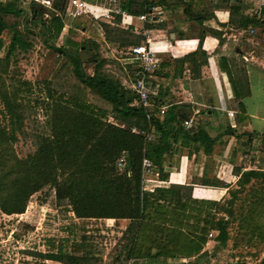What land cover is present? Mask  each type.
I'll list each match as a JSON object with an SVG mask.
<instances>
[{
  "label": "rangeland",
  "instance_id": "obj_1",
  "mask_svg": "<svg viewBox=\"0 0 264 264\" xmlns=\"http://www.w3.org/2000/svg\"><path fill=\"white\" fill-rule=\"evenodd\" d=\"M81 1L87 4L102 3L103 8H111L109 0ZM131 1L136 4L144 2ZM173 1L170 5H187L182 0ZM213 1H191L192 5L200 4L198 11L193 14L208 17L217 8H235L231 5L238 2L243 10L241 13L232 11V24L242 22L246 16H256L253 10H257V0H233V3L226 0ZM10 2L13 0H0V5ZM118 2L122 5L124 0ZM32 3L36 2L26 1V5L20 8L17 2L16 8L23 10L26 15L4 16L6 29L0 34V60H4L7 66L1 73L7 98L0 96V129L10 139L15 155L22 160L34 156L44 139L51 136L56 113L54 122L62 118L71 122L73 116L82 111L103 124H123L114 112L113 105L83 86L76 73L88 77L98 69L100 75L121 85L129 93L128 99L132 100L131 84L137 68L124 65L127 61L122 60L132 57L127 54L130 45L141 44V37L107 24L105 21L110 20L100 16L102 12L97 14L100 17L96 21L89 14L77 19L67 17L65 12L71 0H53L49 5L36 3L42 9L41 12L36 11L34 16L31 15ZM261 16L264 19V8ZM53 17H58L68 26L69 31L65 35L64 28L59 36L52 33L49 24ZM188 20L193 21L190 18ZM201 21L193 22L202 29ZM98 25L103 29V37L96 32ZM255 28L251 26L242 30V43L245 46L251 45L250 40L257 43L264 39L261 36L264 31L258 32ZM186 29L195 31L196 25L187 26ZM14 37L20 43L27 44L26 48L17 43L16 48L9 52ZM67 41L76 43L80 48L67 45ZM261 45L264 51V43ZM61 48H69L75 62L79 63L78 67L60 51ZM204 61L206 56L200 55L199 62ZM148 83L153 92L156 83L153 79L148 80ZM160 91L163 96L166 95L165 89L160 88ZM210 105L206 104L207 107L202 108V115L211 109ZM131 120L130 123L136 119ZM194 130L192 128L189 132ZM153 137L158 141L159 133ZM260 144L262 142H256L255 150L263 153L264 146ZM219 145H224V142L221 141ZM192 149L188 151L189 156L193 151H198L196 147ZM169 156L171 154L167 152L161 161V177L166 182L169 180V172L165 170L173 167L171 171L174 172L178 169V165L174 164L178 162H170ZM255 161L247 156L241 167L257 168L263 175L241 185L238 182L239 176H235L240 175V168L233 170L235 177L230 176L229 183H218L212 179L216 168L209 164L202 182L208 184L207 187H229L220 201L218 193L204 194L201 191H196L194 197L218 202L194 200L191 188L184 187L179 190L182 199L179 205L174 202L173 196L163 200L157 196L151 199L144 213L145 221L140 224L105 217L83 218L80 215L89 207L100 208V196L107 178L113 174H124L117 164H111L107 170L101 171L60 172L57 174V183L64 187L63 197L57 195L58 186L48 184L29 198L22 214L6 215L0 211V264H127L130 258H134L132 248L144 243L142 235L150 237L158 234L155 230L157 226L163 229L158 237L164 255L173 253L178 258H188L199 242L200 250L206 248L199 258L189 264H264V155ZM147 184L151 188L152 183ZM172 186L175 185L169 184L167 188ZM88 196L94 201L85 203ZM218 220L226 222L227 239L223 244L217 239L215 224ZM156 222L162 226L154 224ZM178 223L179 231H182L178 239L165 234L178 226ZM210 233L213 236L210 237ZM187 239L193 242L189 250L176 248L175 240Z\"/></svg>",
  "mask_w": 264,
  "mask_h": 264
},
{
  "label": "crops",
  "instance_id": "obj_2",
  "mask_svg": "<svg viewBox=\"0 0 264 264\" xmlns=\"http://www.w3.org/2000/svg\"><path fill=\"white\" fill-rule=\"evenodd\" d=\"M182 1L187 5H170L173 0L168 1L167 5H154L160 7L163 13L153 25L142 24L137 19L138 15H130L126 11L129 18L123 22L122 18L116 15L111 23H106L111 27L130 31L135 36V32L141 28L146 27L150 30L151 46L157 50V57L160 59L156 75L153 74L150 80L153 79L156 83L154 89H159L158 91L153 89V93L157 94L160 105L165 108L164 116H176L183 123L192 119L194 131L203 130L214 140L208 155L198 143L190 142V147H182L181 141L174 144L168 160L178 162L174 163L178 165V169L174 172L171 171L173 167L165 170L169 172L168 184L166 180L159 178L164 184L160 188H167L169 184L190 187L192 199L218 202L226 194L227 189L203 185L202 181L206 177L209 164L216 168L212 179L218 183H229L230 176H239L233 175L234 169L240 168L242 170L240 174L250 170L260 171L254 167L242 168L241 165L247 156L255 161L264 155L261 150H255L257 141L262 142L260 146H264V51L261 48L264 39L257 43L250 40L251 45L245 46L242 43L244 31L232 24L233 14L230 8H217L213 15L210 14L208 17L199 15L202 20L200 29L193 22L199 20L189 21L190 17L185 11V7H189V12L193 14L198 11L200 4L192 5L196 0ZM229 1L233 3V0H226ZM255 4H259L258 1ZM89 5L103 8L102 3ZM120 6L122 8V5ZM231 6L238 9L236 13L243 10L238 2ZM138 10L139 4L136 6V12ZM190 25H196V30H187L186 27ZM255 30L263 32L264 28L257 27ZM67 31L69 28L64 23V35ZM196 31L203 36L201 41L199 32ZM96 32L99 36H104L98 29ZM261 36L264 37V32ZM131 47L130 45L127 50L130 51ZM200 51L205 53L206 61L200 63V55H197L195 61L182 62L185 56ZM131 58H124L122 61H127L124 65L135 66ZM223 59H226V62ZM226 72L230 73L232 81ZM160 88L165 89V96L162 95ZM206 104H211L212 110H206L205 115H202V108L207 107ZM227 113L234 115L228 117ZM164 116L158 117L163 119ZM227 140L228 143L225 144ZM221 141L224 142L222 146L219 145ZM193 147L198 151L197 153L193 151L189 156L188 151L193 150ZM196 191L204 194L218 193L221 198L218 201L196 198L194 197ZM142 238L144 243L135 247L133 264H189L206 251L203 247L191 257L178 258L173 256V253L164 255L157 234L150 237H144L143 234ZM176 248L179 249V246Z\"/></svg>",
  "mask_w": 264,
  "mask_h": 264
},
{
  "label": "trees",
  "instance_id": "obj_3",
  "mask_svg": "<svg viewBox=\"0 0 264 264\" xmlns=\"http://www.w3.org/2000/svg\"><path fill=\"white\" fill-rule=\"evenodd\" d=\"M17 2L18 0H14L5 5H0V34L6 29L4 16L26 15L23 10L16 8L15 4ZM166 3L167 0H160V2L156 3L153 0H149V2L144 0V2L139 4V10L136 12L138 4L131 0H124L122 9L130 15L136 16L145 13L154 5H167ZM53 5L55 7V4ZM30 8L32 16L38 10L41 12L42 9L36 3H32ZM231 10L234 12L238 11L237 8H231ZM185 11L191 20L200 21L201 17L191 14L189 7H185ZM263 21L264 19L246 16L242 22L236 25L240 30L251 26L264 28ZM49 25L52 33L56 36H59L64 28L63 21L58 17L51 18ZM15 39L14 37L12 40L9 52L16 48L17 43H20V40ZM142 40L143 38H140V43ZM20 44L24 46V49L27 46V44ZM66 44L76 48L79 47L76 43L70 41H67ZM199 48H201V42ZM68 49L61 48L60 51L68 58H71V61L75 62L73 54ZM197 55L206 56L204 52H195L185 56L182 62L195 61ZM223 61L226 62V59H223ZM3 62L4 60H0V96L3 95L7 98V90L2 79L3 74H1L7 66ZM75 64L77 67L79 66L78 62H75ZM226 74L232 81L230 73L226 72ZM76 75L83 86L95 91L102 99L113 105L114 112L123 124H103L82 111L76 113L71 122L65 121L64 118L54 122L57 116L56 113L52 121L51 136L45 138L34 156L26 160L19 159L15 155L10 139L0 129V211L6 215L22 214L29 198L40 188L48 184L59 185L57 183L58 173L91 169L93 171L107 170L111 164H118L122 157H125L126 162L123 168V176L113 174V176L107 178L103 193L100 196V208H87L80 213L83 218L105 217L114 220H130L140 224L145 221V210L150 200L155 196L160 200L173 196L174 202L179 205L182 200L179 196V190L184 188V186L175 185L169 188H157L153 193L142 191V160L144 158L149 159L153 166L158 169L159 176L162 179L163 168L161 167V161L167 152H171L174 144L181 141V146L190 147V142L193 144L198 143L203 148L204 153L208 155L214 140L203 130L189 132L190 129L186 130L183 122L173 115L164 116L161 119L156 116L157 113L154 110L151 118L147 119L144 109L132 106L135 99L134 93V99H128L129 93L121 85L100 75L98 69L92 76L83 77L81 73H76ZM62 110L64 111V107H62ZM131 119L136 120L130 123ZM132 129L138 130L139 133H133ZM141 133L153 134V136L155 133H159L158 141L154 140V137L148 141ZM261 173L263 172L250 170L240 174L239 185L247 183L250 179L259 178L263 175ZM203 185L209 186L204 184V182ZM223 188L227 189L228 192L229 187ZM63 193L64 187L58 186L57 195L61 194L60 197H63ZM88 201L94 200L88 196L85 198V203ZM177 225L172 230L164 231L165 234L173 235L175 239H178L182 231H179L180 224L178 223ZM155 228L156 232H158L157 235L163 231L161 227L160 229L158 226ZM215 229L218 232V242L225 243L227 239L226 222L218 220L215 224ZM202 231L204 232L205 230ZM176 244V247L179 246L181 250H189L191 245L193 246V242L190 239L184 241L175 240ZM200 245L201 243L199 242L196 248L193 249V253L200 251ZM135 255L134 246L132 248V257H135ZM48 259L53 260V258Z\"/></svg>",
  "mask_w": 264,
  "mask_h": 264
},
{
  "label": "built area",
  "instance_id": "obj_4",
  "mask_svg": "<svg viewBox=\"0 0 264 264\" xmlns=\"http://www.w3.org/2000/svg\"><path fill=\"white\" fill-rule=\"evenodd\" d=\"M12 1V0H5ZM14 1V0H13ZM26 1H34L36 3H41L49 5L53 0H18L19 7L23 8L26 5ZM258 7L257 10H253L256 15L255 18L261 19V11L264 8V0H257ZM109 5L113 8H99L92 5H89L81 0H71L69 8L66 9L65 15L71 17L72 19H77L83 15H91L95 18V21L103 16L108 20H114L115 16H120L121 22L124 19L129 18L125 11L122 10L118 0H109ZM102 12L100 16H97L98 13ZM163 13L160 7H152L147 10L145 13L139 14L137 19L145 25H153L157 22L158 17ZM105 21V22H110ZM98 31L103 35V29L98 25ZM253 33V32H252ZM136 36L143 38L141 44L138 46H133L130 48L129 54L132 56V62L136 66V72L134 74V80L131 84V89L135 95V99L132 103L133 107L142 108L146 111L147 119H150L153 111L155 110L158 116L165 115V108L160 105V102L157 98V94L153 93L150 89L148 80L151 76L158 70L160 59L157 57V50L151 46V40L149 37L150 30L146 27L141 28L139 31L135 32ZM228 117H233V113H227ZM193 120L190 119L183 123V126L186 130H189L193 127ZM133 133H139L138 130L132 129ZM146 140L150 141L153 139V134H144ZM118 168L123 169L126 165L125 157H122L118 161ZM142 179L141 187L143 192L153 193L157 188H160L163 183L159 180V173L156 167L153 166L151 161L147 158L142 160ZM149 176H153L148 178ZM152 183L149 188L148 184ZM209 236H213L212 233ZM134 260L130 258L127 261V264H133Z\"/></svg>",
  "mask_w": 264,
  "mask_h": 264
},
{
  "label": "water",
  "instance_id": "obj_5",
  "mask_svg": "<svg viewBox=\"0 0 264 264\" xmlns=\"http://www.w3.org/2000/svg\"><path fill=\"white\" fill-rule=\"evenodd\" d=\"M263 25H264V21H263Z\"/></svg>",
  "mask_w": 264,
  "mask_h": 264
}]
</instances>
